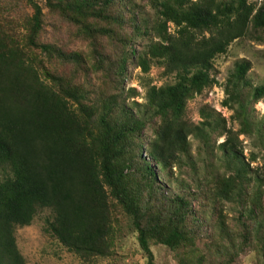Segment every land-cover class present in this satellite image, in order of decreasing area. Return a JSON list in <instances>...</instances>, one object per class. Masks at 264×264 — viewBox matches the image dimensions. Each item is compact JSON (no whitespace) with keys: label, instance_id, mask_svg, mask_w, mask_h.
<instances>
[{"label":"trees","instance_id":"1","mask_svg":"<svg viewBox=\"0 0 264 264\" xmlns=\"http://www.w3.org/2000/svg\"><path fill=\"white\" fill-rule=\"evenodd\" d=\"M42 1L0 0V264H26L15 232L43 211L44 232L85 264H116L128 236L146 264L155 247L176 264H238L249 250L264 264V163L253 167L238 140L264 158L251 63L224 85L237 132L207 107L197 124L186 118L219 86L218 57L237 40L264 42V0ZM131 67L143 105L124 87ZM153 67L174 82L152 86Z\"/></svg>","mask_w":264,"mask_h":264},{"label":"rangeland","instance_id":"2","mask_svg":"<svg viewBox=\"0 0 264 264\" xmlns=\"http://www.w3.org/2000/svg\"><path fill=\"white\" fill-rule=\"evenodd\" d=\"M39 5H43L42 0H33ZM260 4L261 0H252ZM26 3V2H25ZM24 3V4H25ZM147 10H149L147 8ZM170 31H174V27L170 26ZM248 61L252 68L248 73L247 79L254 87L264 84V42H257L254 39H243L235 41L228 49L226 55L218 57L214 62V76L219 86L205 91L201 96L190 101L187 106L186 118L190 122L197 124L200 122V109L207 107L224 117L227 124L234 132L238 131L237 125L231 124L233 112L223 107L222 102L225 99L224 85L229 74L234 69V65L239 61ZM142 73L140 68L131 67L129 78L124 83L125 89H135L137 97L131 98L130 102L138 105L145 103L146 90L143 88L141 80ZM148 78L152 86L161 87L174 82L173 76H164L163 68H151ZM92 85L96 83L91 76ZM253 115L259 120L264 116V98L253 105L251 110ZM225 138L221 137L217 143L224 142ZM241 149L246 159H249L251 153L257 156V160L252 164L253 167L260 166L264 163L261 156L254 146V141L244 135L238 136ZM196 145L192 153H196ZM143 158L148 160L146 154ZM177 176H182L183 181H192L188 172H179L176 168ZM181 181L180 178H178ZM195 207L197 205L195 204ZM50 218V211L41 212L29 227L18 228L15 232L17 247L26 264H85L78 257L69 253L63 248L56 239L44 232L46 219ZM116 264H146L145 256L140 251L137 242L132 236L123 238L116 246ZM156 264H176L171 254L163 247L153 248ZM258 257L252 251L239 257L238 264H257ZM97 264H113L112 259L99 260Z\"/></svg>","mask_w":264,"mask_h":264}]
</instances>
